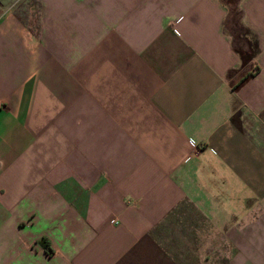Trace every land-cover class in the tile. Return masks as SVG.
<instances>
[{"label":"crops","instance_id":"0c3cea01","mask_svg":"<svg viewBox=\"0 0 264 264\" xmlns=\"http://www.w3.org/2000/svg\"><path fill=\"white\" fill-rule=\"evenodd\" d=\"M20 1L0 264H186L198 220L222 264H264V0H37L33 23Z\"/></svg>","mask_w":264,"mask_h":264},{"label":"rangeland","instance_id":"374dc122","mask_svg":"<svg viewBox=\"0 0 264 264\" xmlns=\"http://www.w3.org/2000/svg\"><path fill=\"white\" fill-rule=\"evenodd\" d=\"M231 3H236L237 5L233 6L234 12H240L238 8V4L240 3V0H228ZM14 12L20 13L22 19H24L26 22L31 21L33 23L34 18L37 16L38 12V3L37 0H21L17 4L13 6ZM190 231L195 230L197 235L195 236L196 242H192V245L190 242H186L188 244L189 248H191V256L188 258L186 256L183 257V259L186 261V264H222V262L225 261V258L221 256V252L219 251L223 247V242L220 239V237L214 233V231L204 225L202 221H199L195 224L193 223L190 226ZM188 231L185 233V237L188 236ZM180 242V241H178ZM181 243V242H180ZM182 246L185 245V242L181 243ZM182 246L176 249L177 251H180V248ZM184 247V249H185ZM186 254H187V250Z\"/></svg>","mask_w":264,"mask_h":264},{"label":"trees","instance_id":"16d2710c","mask_svg":"<svg viewBox=\"0 0 264 264\" xmlns=\"http://www.w3.org/2000/svg\"><path fill=\"white\" fill-rule=\"evenodd\" d=\"M43 243H44V245H45L46 249H48V250H49V249H50V248H49V244H48V243H46L45 241H43Z\"/></svg>","mask_w":264,"mask_h":264}]
</instances>
